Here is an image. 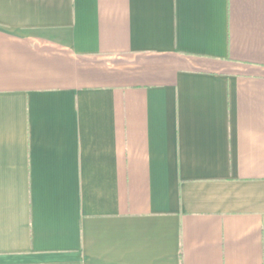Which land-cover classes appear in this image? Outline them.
<instances>
[{"label":"crops","instance_id":"obj_1","mask_svg":"<svg viewBox=\"0 0 264 264\" xmlns=\"http://www.w3.org/2000/svg\"><path fill=\"white\" fill-rule=\"evenodd\" d=\"M0 264H264V0H0Z\"/></svg>","mask_w":264,"mask_h":264}]
</instances>
